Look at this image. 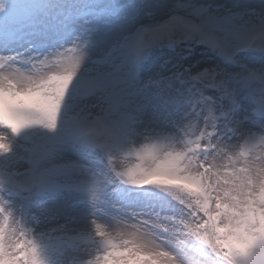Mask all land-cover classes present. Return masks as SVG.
Returning a JSON list of instances; mask_svg holds the SVG:
<instances>
[{
  "label": "snow or ice",
  "instance_id": "obj_1",
  "mask_svg": "<svg viewBox=\"0 0 264 264\" xmlns=\"http://www.w3.org/2000/svg\"><path fill=\"white\" fill-rule=\"evenodd\" d=\"M0 264H264V0H0Z\"/></svg>",
  "mask_w": 264,
  "mask_h": 264
},
{
  "label": "rangeland",
  "instance_id": "obj_2",
  "mask_svg": "<svg viewBox=\"0 0 264 264\" xmlns=\"http://www.w3.org/2000/svg\"><path fill=\"white\" fill-rule=\"evenodd\" d=\"M20 3H25L27 2V0H19ZM147 141H140L136 144H134L132 147L133 148H139L142 146L143 143H146ZM242 143V142H241ZM138 161L136 160V157H135V154L132 153V154H121V158H120V163L123 167H126V166H130V165H133L135 163H137ZM134 223V221H132Z\"/></svg>",
  "mask_w": 264,
  "mask_h": 264
}]
</instances>
